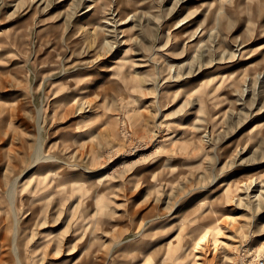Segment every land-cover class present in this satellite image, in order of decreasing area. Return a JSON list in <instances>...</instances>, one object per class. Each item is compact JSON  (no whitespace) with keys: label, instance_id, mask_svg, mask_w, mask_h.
<instances>
[{"label":"rangeland","instance_id":"obj_1","mask_svg":"<svg viewBox=\"0 0 264 264\" xmlns=\"http://www.w3.org/2000/svg\"><path fill=\"white\" fill-rule=\"evenodd\" d=\"M0 81V264L20 174L50 264H264V0H0Z\"/></svg>","mask_w":264,"mask_h":264},{"label":"bare ground","instance_id":"obj_2","mask_svg":"<svg viewBox=\"0 0 264 264\" xmlns=\"http://www.w3.org/2000/svg\"><path fill=\"white\" fill-rule=\"evenodd\" d=\"M235 2V1H234ZM224 7V6H223ZM263 9V8H262ZM90 10V9H88ZM224 10V9H223ZM223 13V11H222ZM221 14V13H219ZM98 16V15H97ZM94 17V16H93ZM100 18V17H99ZM97 18V19H99ZM227 18V17H226ZM228 19V18H227ZM221 20V19H220ZM98 21V20H97ZM223 22V20H221ZM227 21V20H226ZM229 22V20H228ZM222 24V23H221ZM224 24V23H223ZM100 25V24H99ZM225 25V24H224ZM80 27V26H79ZM94 27V26H93ZM96 28V27H95ZM220 28V27H219ZM226 28V26L224 27ZM211 33V32H210ZM93 34V32H92ZM99 35V34H98ZM212 36V35H211ZM212 38V37H211ZM214 40V39H211ZM96 41V40H95ZM213 44V43H212ZM201 45V44H199ZM199 48V47H198ZM205 48V47H203ZM212 48V47H211ZM206 49V48H205ZM204 49V50H205ZM207 50V49H206ZM215 51V48H214ZM217 52V51H216ZM196 55V54H195ZM234 61V60H233ZM257 76V75H256ZM239 77V76H238ZM1 82V81H0ZM202 83V82H201ZM255 83V82H254ZM29 99V98H28ZM1 102V101H0ZM4 104V103H3ZM29 104V103H28ZM11 111V110H9ZM23 111V110H22ZM40 113V111H39ZM38 113V115H39ZM10 115V114H9ZM11 116V115H10ZM40 130V128H39ZM259 140V139H258ZM258 142V141H257ZM42 149L40 144L37 145L33 156H32V160L33 163L31 164L30 168L35 167L38 163L40 162H45L46 160H50V158H45L42 157ZM32 162V161H31ZM22 174H20L19 176L15 177L10 183L7 184L5 190H4V194L6 195L7 201H8V206L10 208V213L12 216V224H9V227L11 228V234L9 236V238H6L8 236H5V240L3 241V243H7L6 244V248L9 250V252H11V258L8 256V262H13L12 264H50L53 262H50L48 260H46L47 256H51L52 252L55 253L56 255H59L61 253H64L65 250H63V241H60V239H55V238H51L49 239L46 243L40 241V239H42V236L38 237L37 240H31L28 242H25V244H23V248L21 247V243H23V241H25V237L22 236V232L19 229L18 226V218H17V213H16V209H17V205L18 202L16 201V196H17V191H18V184L20 182ZM23 178V177H22ZM54 188V187H53ZM44 198V197H43ZM23 199V198H22ZM42 199V198H41ZM219 201V200H218ZM35 202V201H34ZM40 202V201H39ZM32 203V202H31ZM29 204V203H28ZM33 205V204H32ZM199 206V205H198ZM210 206V205H209ZM41 208V207H40ZM43 208V207H42ZM52 208V207H51ZM206 208V207H205ZM0 210H2L0 208ZM37 211V210H36ZM48 212V211H46ZM202 212V211H201ZM20 213V212H19ZM200 213V212H198ZM19 215V214H18ZM24 216V215H23ZM87 216V215H86ZM1 217V216H0ZM195 219V218H194ZM2 220V219H1ZM196 220V219H195ZM29 221H33L32 218L29 219ZM193 221V220H192ZM34 224V223H33ZM58 226V225H57ZM189 226V225H188ZM33 227V226H32ZM50 228V227H49ZM189 228V227H188ZM51 230V229H50ZM49 230V232H50ZM38 231V230H37ZM84 231V226L82 227V232ZM39 233V232H37ZM43 233V232H42ZM205 233V232H204ZM203 233V234H204ZM202 234V235H203ZM34 235V233H33ZM32 235V237H33ZM209 236V235H208ZM212 236V235H211ZM81 237H82V241L83 239V235L81 233ZM80 237V238H81ZM89 237V236H88ZM45 238V237H44ZM206 238V236H205ZM87 239V238H86ZM198 239H200L198 237ZM66 242H68L67 244L70 243V239L66 240ZM32 243V244H31ZM84 244H86V242L84 241ZM84 244L82 245V248L80 250V254H79V258L76 259L75 261H73L71 264H74L77 260L80 262L81 259V264H85V258L83 257V253L85 250V246ZM37 249V251H36ZM181 249V248H180ZM66 251H70L69 248L66 249ZM187 251V250H186ZM6 253L8 254L7 250ZM65 255V254H64ZM67 257V256H66ZM76 257V256H75ZM194 258V256H193ZM74 258H70L68 261V264L71 262V260H73ZM159 260V259H158ZM160 263V262H159Z\"/></svg>","mask_w":264,"mask_h":264}]
</instances>
